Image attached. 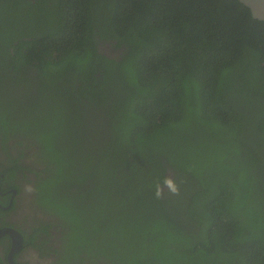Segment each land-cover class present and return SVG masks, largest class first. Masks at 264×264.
Wrapping results in <instances>:
<instances>
[{"label": "trees", "instance_id": "16d2710c", "mask_svg": "<svg viewBox=\"0 0 264 264\" xmlns=\"http://www.w3.org/2000/svg\"><path fill=\"white\" fill-rule=\"evenodd\" d=\"M18 132L73 253L264 264V20L241 1L0 0V143Z\"/></svg>", "mask_w": 264, "mask_h": 264}, {"label": "flooded vegetation", "instance_id": "af4514ba", "mask_svg": "<svg viewBox=\"0 0 264 264\" xmlns=\"http://www.w3.org/2000/svg\"><path fill=\"white\" fill-rule=\"evenodd\" d=\"M102 48L106 50L105 45ZM114 49L117 50V53L113 54L116 58L122 49L115 47ZM90 101L85 106H88L87 114L90 120L98 119L94 114L97 113L99 106ZM85 103L87 104L86 100ZM8 121L12 122V119L9 118ZM93 129L90 128L89 131ZM19 134L25 136L24 133L18 132L6 143H0V231L6 229L13 232V234L4 232L0 235L1 264H106L104 258L89 260L85 255L73 253L69 248V234L62 218L59 214L47 210L39 200L41 196L48 195L42 191L40 193L38 189L40 179L45 178L43 169L46 165L37 157V150L31 144L32 147L26 148L23 142L19 143L25 138ZM26 137L33 142L36 140L31 135ZM20 152L24 154L21 158L24 167L12 180L7 179L3 170L9 165V156L17 157ZM173 178L172 175L166 187H162L163 191L167 192L170 189L169 181ZM34 234L40 236L36 241L40 247L30 238Z\"/></svg>", "mask_w": 264, "mask_h": 264}, {"label": "water", "instance_id": "95a60500", "mask_svg": "<svg viewBox=\"0 0 264 264\" xmlns=\"http://www.w3.org/2000/svg\"><path fill=\"white\" fill-rule=\"evenodd\" d=\"M239 1H241L242 3H244L250 8L253 17L264 20V0H239ZM106 47H108L109 49L108 50L109 54L107 52L105 53H106V56H108L109 58L113 57L114 56L113 54L117 53V50L111 48L110 45H107ZM100 51H102V49H100ZM119 53H121V51ZM172 175H173V172L170 169H167L166 176L168 177V180L172 178ZM4 232L13 234V232L5 229V230L0 231V235Z\"/></svg>", "mask_w": 264, "mask_h": 264}, {"label": "clouds", "instance_id": "9594fccd", "mask_svg": "<svg viewBox=\"0 0 264 264\" xmlns=\"http://www.w3.org/2000/svg\"><path fill=\"white\" fill-rule=\"evenodd\" d=\"M104 45H105V46L110 45V47L114 49V47H113L109 42H103V41L99 42V44H98V51H99V48L102 49V51H99V52H101V53H103V54H105V55H106L105 52L108 53V50H109V49H108V47H106V50H104V48H102V47H104ZM121 53H122V50H121ZM108 54H109V53H108ZM169 169H170V168H169ZM170 170H171V169H170ZM171 171H172V170H171ZM169 187H170L173 191H175V186L171 183V181H169Z\"/></svg>", "mask_w": 264, "mask_h": 264}]
</instances>
